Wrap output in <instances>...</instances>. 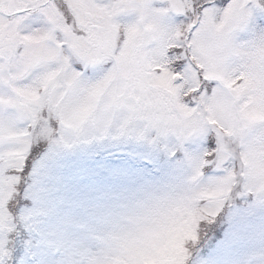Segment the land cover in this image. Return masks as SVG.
<instances>
[{
  "label": "snow or ice",
  "instance_id": "obj_1",
  "mask_svg": "<svg viewBox=\"0 0 264 264\" xmlns=\"http://www.w3.org/2000/svg\"><path fill=\"white\" fill-rule=\"evenodd\" d=\"M260 16L264 0H0V229L11 231L33 144L123 115L122 127L208 141L163 262L186 264L234 185L264 193L243 152L264 140V61L249 54ZM208 167L225 174L202 185Z\"/></svg>",
  "mask_w": 264,
  "mask_h": 264
},
{
  "label": "rangeland",
  "instance_id": "obj_2",
  "mask_svg": "<svg viewBox=\"0 0 264 264\" xmlns=\"http://www.w3.org/2000/svg\"><path fill=\"white\" fill-rule=\"evenodd\" d=\"M256 24L264 27V16ZM123 123V115L107 126L88 122L79 133L64 129L33 144L44 150L28 162L19 205L15 198L9 205L0 264H93L108 233L140 199L187 186L206 139L181 142L144 121ZM224 174L205 168L201 184ZM250 187L241 180L215 217L201 222L186 264H264V193ZM22 228L36 241L24 239Z\"/></svg>",
  "mask_w": 264,
  "mask_h": 264
},
{
  "label": "clouds",
  "instance_id": "obj_3",
  "mask_svg": "<svg viewBox=\"0 0 264 264\" xmlns=\"http://www.w3.org/2000/svg\"><path fill=\"white\" fill-rule=\"evenodd\" d=\"M256 61H264V34L249 49ZM238 156V141H228ZM257 183L264 182V140H255L243 150ZM195 185L178 192L148 195L140 199L108 233L93 264H163L175 237L187 218L184 196Z\"/></svg>",
  "mask_w": 264,
  "mask_h": 264
},
{
  "label": "trees",
  "instance_id": "obj_4",
  "mask_svg": "<svg viewBox=\"0 0 264 264\" xmlns=\"http://www.w3.org/2000/svg\"><path fill=\"white\" fill-rule=\"evenodd\" d=\"M38 148V150H35V149H37ZM44 150V147H43V145L41 146V147H34V151L32 152V157H31V159L32 160H30L29 161V163H31L32 164V161H33V159H35V158H37L38 157V155L40 154V153H42V151ZM16 200L13 202V203H16L17 205H19L18 203H19V198L17 197V198H15ZM22 202V201H21ZM16 209H17V206H16ZM22 236H23V238L25 239V238H27V239H33V240H35L36 241V238H35V236H33V235H28L26 232H25V230H23V228H22Z\"/></svg>",
  "mask_w": 264,
  "mask_h": 264
}]
</instances>
